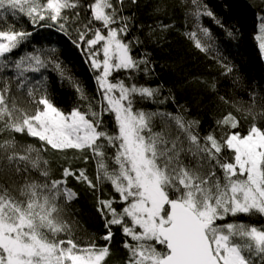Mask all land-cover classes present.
I'll use <instances>...</instances> for the list:
<instances>
[{
	"label": "snow or ice",
	"instance_id": "1",
	"mask_svg": "<svg viewBox=\"0 0 264 264\" xmlns=\"http://www.w3.org/2000/svg\"><path fill=\"white\" fill-rule=\"evenodd\" d=\"M186 3L191 5L186 17L195 22L186 35L207 53L212 45L198 32L209 40L211 34L201 18L220 20L203 0ZM137 4L0 0V264H108L114 227L124 237L123 264H264V224L225 222L240 215L264 217V127L253 122L241 133L238 118L228 113L216 120L219 135L201 136L199 119L189 117L170 90L163 95L162 85L137 83L136 74L154 71L150 53L136 51L144 41L133 28L144 26L129 9ZM166 9L165 0H156L152 13L166 15ZM17 15L33 26L55 27L79 50L94 73L96 94H88L55 48L25 52L32 33L16 26ZM259 19L264 53V15ZM173 27L159 20L148 25V36L162 40ZM222 66L224 74L233 72L231 65ZM48 69L78 93L74 107L65 110L57 103L55 87L43 74ZM205 83L216 90L214 82ZM17 93H26L30 107L19 106ZM250 100L247 109L237 110L254 121L264 118V94L259 111L255 92ZM146 103H171L175 111L147 109ZM50 151L67 162L60 165V178L53 175ZM72 159H91L95 176L73 169ZM69 177L93 192L110 184L117 194L97 196L104 244L95 236L74 238L69 206L78 193L68 186Z\"/></svg>",
	"mask_w": 264,
	"mask_h": 264
},
{
	"label": "trees",
	"instance_id": "2",
	"mask_svg": "<svg viewBox=\"0 0 264 264\" xmlns=\"http://www.w3.org/2000/svg\"><path fill=\"white\" fill-rule=\"evenodd\" d=\"M81 2L87 3L88 0ZM203 2L220 20V24H217L209 17L201 18V24L207 27L211 34L209 40L198 32V36L204 42L212 45L207 53L195 48L194 41L186 35L187 32L194 30L195 23L191 17H186V12L191 7L186 0H165L166 15H153L152 9L156 0H138V4L129 9V13L135 12L136 23L144 26L142 31L133 28V33L140 35L144 41L136 51H147L154 62L153 73L147 77L136 74V82L153 87L162 85L163 95H168L170 90L176 101L189 109L187 115L199 119L201 136L212 131L219 135L220 129L216 125V120L228 113L238 118L240 124L238 130L241 133H246L253 122L264 127V118L257 117L254 121L251 115L237 110V106L242 109L249 107L250 94L253 92L257 97L254 111H259L261 107L260 95L264 94V57L257 37L260 34L259 17L264 15V0H203ZM14 20L17 27L32 33L29 46L24 47L25 52L55 48L57 57L66 63L69 71L84 85L88 94H96L93 71L79 50L66 37L61 36L55 27L33 26L20 15L14 17ZM159 20L174 27L164 34V39L157 41L156 36L149 38L148 25H154ZM7 23L12 21L9 20ZM131 35L132 33L129 34V38ZM223 64L231 65L233 72L224 74L226 69ZM43 74L49 77V87H55L56 101L63 109H70L79 102L78 93L67 82L61 84L56 72L48 69ZM29 75L34 80L39 78L36 74ZM115 76L127 79L125 73H116ZM205 82H214L216 90L210 91ZM17 96L20 107H30L26 93H17ZM220 96L225 97L228 102L220 100ZM144 107L175 111L171 103L165 105L146 103ZM17 139L39 146L38 141L26 135L23 137L17 135ZM47 155L54 169V177L60 178L62 171L60 165L67 163L62 159L63 154L50 151ZM68 155L78 157L80 154L70 152ZM71 167L86 169L89 176H95V164L91 159L87 163L82 159H72ZM68 186L78 193V199L69 206L73 213L72 219L76 221L74 238L87 240L95 236L98 244H104L105 241L100 239L105 233L104 220L97 212V196L110 199L117 194L113 192L110 184H103L99 192H93L86 184L78 183L72 177L68 178ZM114 207L119 210L121 205L116 203ZM232 220L255 225L264 224V217L260 216L228 217L225 222ZM113 231L115 233L111 249L113 254L108 258V264H123L126 257V252L121 246L124 237L119 228L114 227Z\"/></svg>",
	"mask_w": 264,
	"mask_h": 264
},
{
	"label": "rangeland",
	"instance_id": "3",
	"mask_svg": "<svg viewBox=\"0 0 264 264\" xmlns=\"http://www.w3.org/2000/svg\"><path fill=\"white\" fill-rule=\"evenodd\" d=\"M259 35H260V34H259ZM259 35H258V36H259ZM258 42H259V40H258ZM263 57H264V53H263Z\"/></svg>",
	"mask_w": 264,
	"mask_h": 264
}]
</instances>
